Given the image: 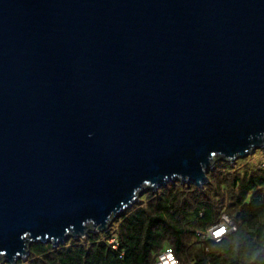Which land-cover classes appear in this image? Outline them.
Segmentation results:
<instances>
[{"label": "water", "instance_id": "water-1", "mask_svg": "<svg viewBox=\"0 0 264 264\" xmlns=\"http://www.w3.org/2000/svg\"><path fill=\"white\" fill-rule=\"evenodd\" d=\"M262 147L264 0H0V263Z\"/></svg>", "mask_w": 264, "mask_h": 264}, {"label": "trees", "instance_id": "trees-1", "mask_svg": "<svg viewBox=\"0 0 264 264\" xmlns=\"http://www.w3.org/2000/svg\"><path fill=\"white\" fill-rule=\"evenodd\" d=\"M252 154L217 160L204 186L177 180L148 189L108 230L35 242L15 264H151L167 246L179 264H264V156ZM224 213L238 226L216 241L209 227Z\"/></svg>", "mask_w": 264, "mask_h": 264}, {"label": "built area", "instance_id": "built-area-1", "mask_svg": "<svg viewBox=\"0 0 264 264\" xmlns=\"http://www.w3.org/2000/svg\"><path fill=\"white\" fill-rule=\"evenodd\" d=\"M237 226L234 219L228 213H224L219 222L209 227V236L218 241L226 234L236 230ZM110 241L117 245L118 241L115 236H112ZM151 264H179V257L173 247L167 246Z\"/></svg>", "mask_w": 264, "mask_h": 264}, {"label": "rangeland", "instance_id": "rangeland-1", "mask_svg": "<svg viewBox=\"0 0 264 264\" xmlns=\"http://www.w3.org/2000/svg\"><path fill=\"white\" fill-rule=\"evenodd\" d=\"M264 156V147L259 148L256 152H254L251 156L253 159H258L260 157ZM1 264V263H0Z\"/></svg>", "mask_w": 264, "mask_h": 264}]
</instances>
